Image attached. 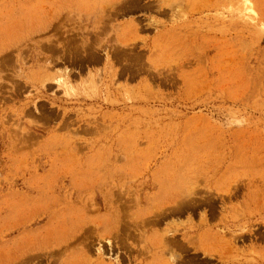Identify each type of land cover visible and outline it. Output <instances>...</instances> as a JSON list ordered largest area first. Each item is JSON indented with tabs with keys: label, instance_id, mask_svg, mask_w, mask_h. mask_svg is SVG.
Here are the masks:
<instances>
[{
	"label": "rangeland",
	"instance_id": "obj_1",
	"mask_svg": "<svg viewBox=\"0 0 264 264\" xmlns=\"http://www.w3.org/2000/svg\"><path fill=\"white\" fill-rule=\"evenodd\" d=\"M0 264H264V0H0Z\"/></svg>",
	"mask_w": 264,
	"mask_h": 264
},
{
	"label": "bare ground",
	"instance_id": "obj_2",
	"mask_svg": "<svg viewBox=\"0 0 264 264\" xmlns=\"http://www.w3.org/2000/svg\"><path fill=\"white\" fill-rule=\"evenodd\" d=\"M55 251H53V253H54Z\"/></svg>",
	"mask_w": 264,
	"mask_h": 264
}]
</instances>
